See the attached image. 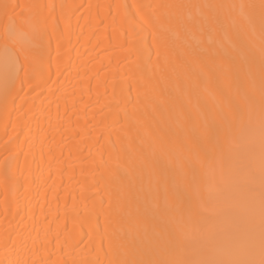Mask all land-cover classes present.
Segmentation results:
<instances>
[{"label":"bare ground","instance_id":"6f19581e","mask_svg":"<svg viewBox=\"0 0 264 264\" xmlns=\"http://www.w3.org/2000/svg\"><path fill=\"white\" fill-rule=\"evenodd\" d=\"M5 3L18 7L6 13ZM33 3L54 5L48 51L32 86L18 73L5 97L9 57L19 49L7 29L14 24L30 31L37 21L26 5ZM167 4L192 5L183 10L187 24L205 16L215 21L203 33L193 30L198 55L183 63L176 62L181 49L171 33L153 35L147 6ZM260 4L0 0V256L6 254L4 241H15L11 259L21 264L189 258L188 244L201 223L221 201L244 195L231 182L238 157L225 144L227 124L218 118L225 93L242 109L245 94L254 104L250 153L259 167ZM171 11L156 9L158 15ZM165 52L172 59L168 75L160 71ZM25 120L30 134L19 126ZM9 136L13 141L6 146ZM12 154L16 175L20 168L31 173L27 186L22 178L5 183V157ZM240 212L232 208L217 222L226 228Z\"/></svg>","mask_w":264,"mask_h":264},{"label":"snow or ice","instance_id":"6c2138e0","mask_svg":"<svg viewBox=\"0 0 264 264\" xmlns=\"http://www.w3.org/2000/svg\"><path fill=\"white\" fill-rule=\"evenodd\" d=\"M15 7H18V5L13 6L8 3L3 5L6 13L10 9L14 11ZM26 7L37 23L32 25L28 32L18 30L14 24L8 26L7 31L18 42L19 49L17 53H12L9 57L11 72L6 74L5 77V97L10 93V82L14 81L18 73H23L21 79L26 87L32 86V81L37 77L48 51L45 39L48 22L54 19L52 15L54 5L33 3L26 5ZM147 7L153 11L151 26L154 38L161 32H169L174 38L173 44L181 49L175 55L177 63L186 62L187 57L198 55L199 43H191L193 30L198 29L203 33L212 29L215 23L212 17L205 16L203 20L190 25L185 23L183 19V10L193 7L192 5L167 4L149 5ZM203 7L208 8L211 6L204 5ZM241 7H244V5H241ZM249 7L254 6L250 5ZM159 8L174 11L167 15H158L156 9ZM260 9V33L262 40H264V0H261ZM45 10H47V14H45ZM261 55L264 56V48L261 49ZM160 56L161 53L157 52L158 62ZM16 64L20 65L18 70ZM171 65L172 59L165 52L164 62L160 64L161 73L168 75V68ZM221 73L225 78H228V70L221 69ZM252 83L254 86V82ZM237 94H239V90ZM260 94L261 157L259 167H256L253 163L250 153V145L253 143L255 135V130L252 127L253 119L256 116L254 104L245 94L243 100L246 107L242 109L238 105H234L230 95L225 93L224 108L218 114V118L227 124L224 130L225 144L228 145L229 151L238 157L235 170L231 176V182L234 186L243 188V197L237 198L233 195L221 201V206L213 212L212 217L201 223L194 241L188 244L190 249L189 258L173 261L133 260L129 261L128 264H264V66H262ZM21 115L27 116V113L22 112ZM31 118L29 117L28 120ZM28 120L23 121L19 126L27 128L30 134L32 128ZM17 126V124L13 125L14 131ZM5 134L7 135V132ZM25 139L28 140V135L25 136ZM12 141L13 137L9 136V140L5 142V145L7 146ZM13 155L16 154L5 157L3 171L5 183L6 185H15L22 178L25 186H27L31 173L25 174L24 168H20L18 177L12 167ZM24 155L27 162L28 153H24ZM232 208H239L241 212L239 215L231 217L227 227L222 228L217 221L220 217L227 216ZM3 247L6 254L0 256V264H21V261L11 259L15 241L11 245L4 241ZM257 250L259 251L258 260L254 258ZM33 264H45V262L34 260Z\"/></svg>","mask_w":264,"mask_h":264}]
</instances>
